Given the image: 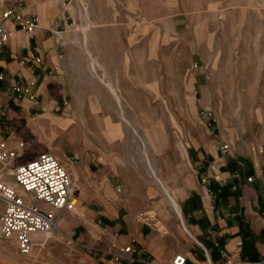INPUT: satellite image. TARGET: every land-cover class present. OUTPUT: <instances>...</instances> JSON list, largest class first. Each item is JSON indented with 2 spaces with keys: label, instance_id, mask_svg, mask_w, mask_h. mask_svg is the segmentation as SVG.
Here are the masks:
<instances>
[{
  "label": "rangeland",
  "instance_id": "rangeland-1",
  "mask_svg": "<svg viewBox=\"0 0 264 264\" xmlns=\"http://www.w3.org/2000/svg\"><path fill=\"white\" fill-rule=\"evenodd\" d=\"M8 9L38 25L54 18L71 97L60 128L45 131L43 152L60 160L77 197L82 176L89 188L109 174L125 177L117 192L140 206L150 238L160 216L179 219L163 186L194 174L197 153L216 151L240 161L244 173L264 175V0H0V19ZM105 81L116 87L125 118ZM19 143L13 147L40 151ZM84 214L79 200L59 213L60 228L37 235L28 254L0 237V264H97V253L119 264L131 256V246L119 252L126 246L76 239Z\"/></svg>",
  "mask_w": 264,
  "mask_h": 264
},
{
  "label": "crops",
  "instance_id": "crops-1",
  "mask_svg": "<svg viewBox=\"0 0 264 264\" xmlns=\"http://www.w3.org/2000/svg\"><path fill=\"white\" fill-rule=\"evenodd\" d=\"M53 19L46 22L40 19L32 36L9 21L3 23L9 38L0 45V135L11 146L21 141L40 148L36 152L19 150L18 162L24 161L20 158L25 153L37 155L45 151L48 146L44 141L45 131L60 128L58 115L66 109L63 103L71 97L66 61L52 32L56 27L52 26ZM63 22L67 24L65 18ZM37 56L40 62L27 60ZM16 87L28 88L34 97L30 98ZM117 104L120 112L125 113L121 97ZM195 156L194 174L173 181L168 187L163 186L179 218L177 222L169 216H165L166 219L160 216L162 221L157 233L146 238L152 228L144 225L142 214L138 212L140 206L129 199L127 192H117V188L126 183L125 177L115 179L114 174H109L89 188L85 185L87 176H82L85 182H82L83 191L82 195L78 193V200L85 214L80 216L81 221L74 226L72 235L87 243L95 238L108 246L111 243L131 246V256L119 264H170L178 254L186 258V264L264 261V175L257 169L244 173L237 166L240 161L230 157L224 161L216 151ZM248 177L252 178L249 182ZM156 179L162 184L158 176ZM117 182L120 186L115 187ZM207 188L212 193H208ZM88 194L93 196L92 206ZM155 210L156 205L150 217L155 216ZM2 211L3 207L0 213ZM242 224L255 237L257 261L242 255ZM100 229L104 230V235ZM240 240L242 244L237 245ZM212 249L216 251V259L212 258ZM143 256L151 262H146ZM95 259L97 264H115L107 253H97Z\"/></svg>",
  "mask_w": 264,
  "mask_h": 264
},
{
  "label": "built area",
  "instance_id": "built-area-1",
  "mask_svg": "<svg viewBox=\"0 0 264 264\" xmlns=\"http://www.w3.org/2000/svg\"><path fill=\"white\" fill-rule=\"evenodd\" d=\"M6 21L14 23L30 36L38 27L36 19L27 18L20 10L8 9L0 19V45L9 38V31L3 24ZM27 60L40 62L41 59ZM16 90L33 98L28 88L16 87ZM220 149L225 152L228 145H221ZM19 155V150L0 136V201L3 203L0 237L13 240L20 253L28 254L36 244L37 235L50 233L57 227L59 213L75 210L78 197L74 181L52 153L41 152L21 162L16 161ZM207 192L211 191L207 189ZM236 244L241 245L242 241ZM130 250V246L120 247L119 252ZM171 264H186V258L181 254L175 255ZM253 264H264V261Z\"/></svg>",
  "mask_w": 264,
  "mask_h": 264
},
{
  "label": "trees",
  "instance_id": "trees-1",
  "mask_svg": "<svg viewBox=\"0 0 264 264\" xmlns=\"http://www.w3.org/2000/svg\"><path fill=\"white\" fill-rule=\"evenodd\" d=\"M241 232H242V238L243 240V249H242V255L246 258H248L250 261H257L259 258V253L257 252L254 243H255V237L251 233V231L244 226L243 224L240 226ZM212 258L216 259V251L215 249H212Z\"/></svg>",
  "mask_w": 264,
  "mask_h": 264
},
{
  "label": "bare ground",
  "instance_id": "bare-ground-1",
  "mask_svg": "<svg viewBox=\"0 0 264 264\" xmlns=\"http://www.w3.org/2000/svg\"><path fill=\"white\" fill-rule=\"evenodd\" d=\"M30 63V62H29ZM94 66L92 65V68H93ZM105 84H106V86L109 88V90L111 91L110 93H112L113 94V96H114V98L116 99V101L120 104V97H119V94H118V91H117V89H116V87H114V85L111 83V82H106L105 81ZM24 93V92H23ZM121 114H122V116H123V118H125L124 117V113L123 112H120ZM200 140V139H199ZM202 140V139H201ZM219 148V147H218ZM148 163H149V165H150V167H151V164H150V162H149V160H148ZM151 170H152V172H154V169H153V167H151ZM171 198V197H170ZM171 200L173 201V203H174V205L176 206V208H177V210H179L178 209V207H177V204L175 203V201L171 198Z\"/></svg>",
  "mask_w": 264,
  "mask_h": 264
}]
</instances>
